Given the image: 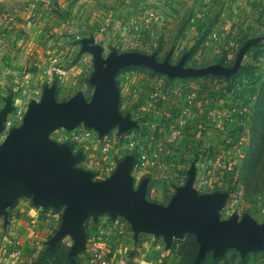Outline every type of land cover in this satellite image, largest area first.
<instances>
[{"label": "rangeland", "instance_id": "obj_1", "mask_svg": "<svg viewBox=\"0 0 264 264\" xmlns=\"http://www.w3.org/2000/svg\"><path fill=\"white\" fill-rule=\"evenodd\" d=\"M96 98L113 113L105 126L58 119L50 132L79 155L71 169L92 182L119 176L147 206H188L203 229L229 232L137 226L164 262L264 264V230L249 233L264 228V0H0V155L30 108L84 112ZM68 206L31 194L4 205L0 264H84L92 241L119 261L111 254L133 221L84 209L81 246L63 228Z\"/></svg>", "mask_w": 264, "mask_h": 264}, {"label": "water", "instance_id": "obj_2", "mask_svg": "<svg viewBox=\"0 0 264 264\" xmlns=\"http://www.w3.org/2000/svg\"><path fill=\"white\" fill-rule=\"evenodd\" d=\"M100 88L99 92L105 89L102 83ZM95 101V105L84 112H81L77 104L64 106L48 100L29 109L23 119L15 146L11 151L0 155V209L22 194H31L39 199H66L69 206L65 213L63 228L65 231L70 229L75 238L82 243L81 246L84 242L78 214L84 209L97 206H106L124 214L133 221L135 227L172 229L185 226L202 237L228 235V231L207 230L200 227L197 222H192L194 211L188 206L165 211L151 208L141 199L129 196L128 190L121 186V183L92 182L84 174L71 169L72 161L63 156L49 154L45 150L44 127L54 120L75 119L88 126H105L109 122L110 114L113 113H110V109L106 114L96 118L100 103L98 104L97 98ZM263 230V227L250 229L249 233ZM236 237L242 243L246 240L242 231L237 232ZM247 240L255 241L253 238Z\"/></svg>", "mask_w": 264, "mask_h": 264}, {"label": "crops", "instance_id": "obj_3", "mask_svg": "<svg viewBox=\"0 0 264 264\" xmlns=\"http://www.w3.org/2000/svg\"><path fill=\"white\" fill-rule=\"evenodd\" d=\"M24 15L27 16L26 13ZM33 36H35V35H33ZM16 43L20 44V42H16ZM29 45L32 46V42ZM24 48H25V45H24ZM27 52L30 53L29 47L26 49L25 53H27ZM48 71L49 70H47V72ZM108 74H110V73H108ZM100 83H103V78L100 80ZM106 91L109 93V90H106ZM53 103L56 104L55 102H53ZM57 105L67 106L69 104L68 103L67 104H65V103L64 104H61V103L59 104V103H57ZM100 107L101 108H98L97 109V113L98 114L96 115V118H98L99 115L106 114L107 111H108L107 109L103 108V105H100ZM64 120H67V122H65L67 124L68 123H71L70 122V119H64ZM71 120H75V119H71ZM55 121L56 120L48 123L44 127V131H43V142H44L45 150L46 151L47 150L49 151V149H50V153L49 154H54L56 156H63L65 158L69 159L70 161H72V163H77L78 162L77 160L80 158L79 155L73 156L71 153L67 152L65 150L63 144H60L58 147H55L53 145V142L50 140L53 136H56V134H54L53 132L50 133L51 130H53V128H54ZM49 125H51V126L48 127V129H47V126H49ZM14 130H15V132L14 131L12 132V130H11V133L9 134V136H11V140H13V142H14L13 145L15 146V142H16V139H17V135L19 134V131H18L17 128L16 129L14 128ZM75 130L70 131L69 134L70 133L76 134L75 133ZM56 133H59L60 134V133H65V132L56 131ZM46 144H48V147H47ZM108 162H110V161H107V163ZM124 162H127V160H125ZM96 163L98 165L100 164L99 161H97ZM79 164H81V163H79ZM82 169H83V167H82ZM80 173L84 174L83 172H80ZM115 178L117 180H119L120 177L117 176ZM115 178L113 176V179H114L113 181L114 182H110V183L117 184V182H119V181H116ZM131 178L132 177L130 176L129 179L131 180ZM124 232H125V235L122 236V238L119 239L120 241L117 242L118 244L121 245V249L119 250L118 247L115 246L116 247V250L118 249V252H112V254H111L112 257L114 255V259L116 257H118V259L120 258V260L119 261H116V263L114 262V260H112L113 261V264H126L127 261H128L127 260L128 257H130V258H129V261H128L129 263H127V264H173V263H170V260L169 259H165V262L163 261L164 260L163 257H160V253H161L160 247L152 246L150 244V242H149V241H151V238L150 237L146 241V237L147 236L146 237L142 236L143 235V232H142L141 229H139V228H132V230H129V231H126L125 230ZM110 241H111V239H110ZM146 245H147V247H146ZM102 247H103V245H102ZM138 247H141V248H138ZM165 254H167V253H165ZM169 254H170V252H169ZM122 260H124V261H122Z\"/></svg>", "mask_w": 264, "mask_h": 264}, {"label": "built area", "instance_id": "obj_4", "mask_svg": "<svg viewBox=\"0 0 264 264\" xmlns=\"http://www.w3.org/2000/svg\"><path fill=\"white\" fill-rule=\"evenodd\" d=\"M52 71L56 72L57 74H60L62 71L60 69L52 68ZM178 131H170L168 133V139L173 141L177 137ZM82 138V135H76L73 136L74 140H80ZM129 148L133 149L134 143L128 142ZM110 142L107 141H101V151L103 153H106L109 149ZM144 163V161H142ZM147 164V161H146ZM99 241L95 242L92 241L90 245L87 248V253L85 254L84 264H113V261L111 260L110 255L106 252L105 248H100L98 246Z\"/></svg>", "mask_w": 264, "mask_h": 264}]
</instances>
